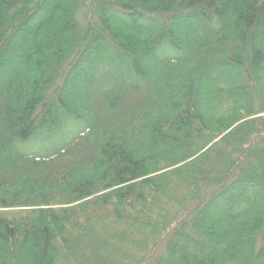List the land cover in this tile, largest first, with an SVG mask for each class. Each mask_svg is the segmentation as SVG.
<instances>
[{
	"label": "trees",
	"instance_id": "1",
	"mask_svg": "<svg viewBox=\"0 0 264 264\" xmlns=\"http://www.w3.org/2000/svg\"><path fill=\"white\" fill-rule=\"evenodd\" d=\"M0 264H264V0H0Z\"/></svg>",
	"mask_w": 264,
	"mask_h": 264
}]
</instances>
